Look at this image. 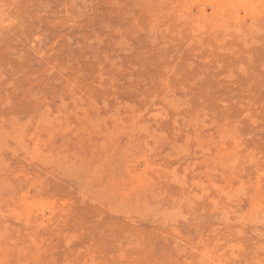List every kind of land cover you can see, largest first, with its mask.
I'll return each mask as SVG.
<instances>
[{"label":"rangeland","instance_id":"1","mask_svg":"<svg viewBox=\"0 0 264 264\" xmlns=\"http://www.w3.org/2000/svg\"><path fill=\"white\" fill-rule=\"evenodd\" d=\"M0 264H264V0H0Z\"/></svg>","mask_w":264,"mask_h":264}]
</instances>
